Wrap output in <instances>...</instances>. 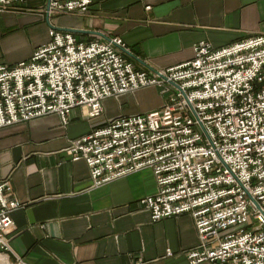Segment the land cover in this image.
<instances>
[{"label": "built area", "instance_id": "2783aa9c", "mask_svg": "<svg viewBox=\"0 0 264 264\" xmlns=\"http://www.w3.org/2000/svg\"><path fill=\"white\" fill-rule=\"evenodd\" d=\"M30 1L0 0V14ZM38 1L47 18L85 14L92 3ZM48 37L28 60L0 64V129L48 115L66 128L76 108L92 120L106 99L174 90L160 109L114 118L69 140L64 153L86 163L92 188L151 172L156 191L139 203L152 223L192 218L199 244L188 264H264V36L218 49L200 42L192 59L153 77L126 61L119 38L82 43L52 28ZM22 207L0 180V264H27L8 239Z\"/></svg>", "mask_w": 264, "mask_h": 264}, {"label": "crops", "instance_id": "0c3cea01", "mask_svg": "<svg viewBox=\"0 0 264 264\" xmlns=\"http://www.w3.org/2000/svg\"><path fill=\"white\" fill-rule=\"evenodd\" d=\"M91 1L85 14L45 15L49 29L82 43L119 38L126 61L150 77L192 59L200 42L218 49L264 36V0ZM26 10L21 13L34 12ZM140 91L104 100L103 115L113 101L118 117L138 115L127 106ZM84 113L72 110L66 128L48 115L0 129V180L7 179L13 198L24 204L11 215L13 254L27 264H188L187 254L199 244L192 218L152 223L139 203L156 191L151 172L92 188L86 163L64 153L69 140L105 124L99 121L103 115L87 120Z\"/></svg>", "mask_w": 264, "mask_h": 264}, {"label": "rangeland", "instance_id": "374dc122", "mask_svg": "<svg viewBox=\"0 0 264 264\" xmlns=\"http://www.w3.org/2000/svg\"><path fill=\"white\" fill-rule=\"evenodd\" d=\"M32 9L34 12L21 13L15 10H7L1 14L3 27H0V64L14 65L18 62L28 60L33 51L49 42L48 30L50 22L38 13L41 9H46V5L41 1H30L22 6V10ZM24 14V15H23ZM53 19L63 18L53 16ZM175 93L172 90L166 95H161L158 88L151 86L140 91V95L133 98V103L127 108L134 109L138 115L146 114L148 108L158 105L163 99ZM106 114L99 121L107 123L118 117L117 101L108 103ZM109 117H113L110 118ZM97 119V118H96Z\"/></svg>", "mask_w": 264, "mask_h": 264}, {"label": "water", "instance_id": "95a60500", "mask_svg": "<svg viewBox=\"0 0 264 264\" xmlns=\"http://www.w3.org/2000/svg\"><path fill=\"white\" fill-rule=\"evenodd\" d=\"M71 31V30H70Z\"/></svg>", "mask_w": 264, "mask_h": 264}]
</instances>
